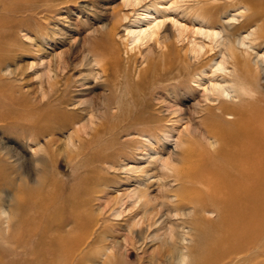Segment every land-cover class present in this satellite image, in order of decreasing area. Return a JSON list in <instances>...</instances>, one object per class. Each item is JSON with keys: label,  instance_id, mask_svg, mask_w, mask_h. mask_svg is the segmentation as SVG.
Masks as SVG:
<instances>
[{"label": "rangeland", "instance_id": "1", "mask_svg": "<svg viewBox=\"0 0 264 264\" xmlns=\"http://www.w3.org/2000/svg\"><path fill=\"white\" fill-rule=\"evenodd\" d=\"M23 1L38 7L33 5V11L22 15L29 19L10 30L6 51L0 56V114L9 117L23 114L26 103L44 106L57 98L62 103L56 106L59 116L68 118L53 135L45 134L37 139L20 136L21 124L0 121L1 143L31 159L34 150L49 139L55 140L54 157L61 164L54 170L52 164L48 165L54 173L50 176L65 184L64 194L69 190L75 192L79 203L90 211L88 218L96 222L93 235L88 238L91 246L84 248L87 258L84 257L83 264L96 257V264H102L105 256L100 255L105 250L115 252L125 264H154L152 259L164 252L163 241L167 236H172L178 249L186 252L182 248L190 244L185 235L189 231L186 214L192 209L180 211L174 207L173 195L180 184L172 176L171 168L181 165L179 158L183 150L195 138L212 148L216 146L202 121L216 103L210 84L221 79L218 73H213L216 62L221 61L220 55L207 54L196 60L187 49L204 41L208 44L209 40L197 31L220 29L223 19L225 22L227 17L238 13V7L248 0H240L239 5L229 8L221 5L231 0ZM156 23H162L159 31L138 41L129 38L131 26L150 31ZM114 25L117 27L114 42H109L106 36ZM248 28L240 29L237 34H245ZM165 44H171L182 56L187 53L180 69L164 72L159 81L150 76L143 90H134L132 99L128 97L131 87L128 88L127 82L121 84L118 92L114 91L115 80L102 67L111 49L125 63L122 71L129 68L131 76L136 78L145 62L156 59ZM263 47L261 44L262 49L256 50L264 53ZM214 57L216 61L211 65ZM118 97L127 107L124 114L137 115L140 121L133 126L120 118H110L107 132L100 139L93 138L101 126L102 132L107 118L118 114ZM80 140L87 141V149L71 164L70 156L81 148ZM10 197L13 198V187L2 178L0 212H7ZM6 217L0 216V230H4L0 231V239H4L0 240V256L11 259L12 264H21L15 263L16 259L30 249L15 248L13 242H8L7 237L14 235V231H8ZM87 254L92 255L89 258Z\"/></svg>", "mask_w": 264, "mask_h": 264}, {"label": "bare ground", "instance_id": "2", "mask_svg": "<svg viewBox=\"0 0 264 264\" xmlns=\"http://www.w3.org/2000/svg\"><path fill=\"white\" fill-rule=\"evenodd\" d=\"M239 1L231 0L221 8L237 6ZM33 5L30 1L0 0V56L6 51L10 30L29 19L22 15L33 11L36 6ZM238 8V13L233 11L235 14L227 17L225 22L218 17L222 21L220 29L211 27L197 31L209 40L208 44L204 41L202 45L195 44L187 49L196 60L213 53L221 56L213 72L218 73L221 79L210 84V92L215 95L216 103L210 106L202 121L205 132L216 146L212 148L195 138L183 150L179 158L181 165L171 168L172 176L180 184L173 195L176 198L174 207L180 211L192 209L186 214L189 217V231L185 235L189 237L190 244L182 246L186 249L183 252L178 249L172 236L165 237L164 252L159 258L152 259L154 264H174L175 261L179 264H264V53L256 50L264 44V0H248ZM150 16L145 15L146 18ZM161 26L162 23H156L150 31L131 26L128 36L132 41H138L155 30L159 31ZM247 26L249 28L245 34H237ZM116 28L114 25L109 29L110 35L106 36L109 42H114ZM126 50L128 53L129 49ZM186 56L187 53L182 56L171 44H165L159 56L147 60L135 78L131 76L129 68L122 71L125 63L111 49L110 56L103 59L102 67L113 76L114 91L118 92L121 84L127 82L128 88L131 87L128 91L131 98L134 90L144 89L150 76L159 81L163 79L164 72L180 69L186 62ZM215 61V57L212 58L211 65ZM206 76L209 77V74ZM116 100L118 114L107 118L102 132L101 126L93 138L100 139L99 136L107 132L110 118H120L133 126L140 121L141 117L137 115H125L127 107H124L120 97ZM61 104L57 98L44 106L26 103L27 109L23 114L14 113L10 117L0 114V121L21 124L19 135L22 134L24 138L53 135L55 129L68 118L59 116L57 107ZM54 142L49 139L28 159L21 151L4 146L0 141V179H5L13 187L8 210L1 211L0 216H7L8 231H14V235L7 237L8 242H13L15 248L30 249L15 263L83 264L82 260L87 258L84 248L91 246L88 238L93 235L96 222L88 218L90 211L79 203L75 192L69 190L67 195L64 194L65 184L50 176L54 174L52 169L59 168L61 164L54 157ZM79 142L81 148L78 147V151L70 156L71 164L87 149V141ZM49 164L55 168L50 167L52 169L49 170ZM77 172L80 174L79 170ZM33 175H36L34 180ZM55 177H58L57 174ZM206 214L214 216L208 217ZM0 231L4 230L1 228ZM101 256H105L102 264H125L115 252L107 253L105 250ZM97 258L87 260L88 264H96ZM10 260L0 256V264H12Z\"/></svg>", "mask_w": 264, "mask_h": 264}]
</instances>
